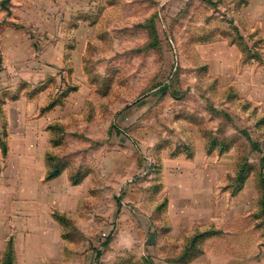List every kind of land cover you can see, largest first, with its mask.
Wrapping results in <instances>:
<instances>
[{"label":"rangeland","instance_id":"1","mask_svg":"<svg viewBox=\"0 0 264 264\" xmlns=\"http://www.w3.org/2000/svg\"><path fill=\"white\" fill-rule=\"evenodd\" d=\"M81 1L85 11L73 12L63 31L57 24L50 43L35 45L45 60L18 61L24 74L51 71L47 78L27 73L36 88L29 93L41 106L32 113L25 98L18 104L22 119L36 121V147L64 170L52 181L53 193L66 190L70 212L78 197L84 199L79 219L69 221L70 243L105 246L126 213V226L148 228L147 236L133 231L135 239L148 240L137 248L155 256L156 218L166 196L177 195L193 199L190 213L212 221L213 245L255 241V234L229 237L223 230L230 231L237 212L249 229L255 225L247 214L256 186L257 224L264 232V133L247 113L225 105L218 78L207 72L216 44L240 36L235 1ZM34 13L31 23L33 15L39 18ZM241 169L246 187L237 195ZM208 202L211 217L201 208ZM178 206L172 205L175 214Z\"/></svg>","mask_w":264,"mask_h":264},{"label":"crops","instance_id":"2","mask_svg":"<svg viewBox=\"0 0 264 264\" xmlns=\"http://www.w3.org/2000/svg\"><path fill=\"white\" fill-rule=\"evenodd\" d=\"M234 1L232 10L239 19L234 25L240 36L235 41L219 40L214 52L207 58L210 65L207 72L218 78L219 86L224 90L225 105L235 106L247 113L257 132L260 133L262 129L264 133V5L255 0H249L247 4L241 0ZM85 9L81 0L74 4L73 0H0V264H264V232L257 224L261 217L257 215L259 197L256 186L254 205L247 214L255 220V225L249 229L244 225L243 217H238V214L242 215L241 212H237L236 217L230 220L233 221L230 231L222 229L223 235L229 237L255 234L252 243L227 239L228 243L213 245L209 231L212 221H205L206 214L190 213L193 199L182 195L166 196L163 202L164 209L154 224L155 256L137 248L138 242L146 244L148 240L147 237L135 239L133 231L139 229L142 235L147 236L148 228L145 225L143 228L126 226V213L122 214L121 222L112 231L110 242L105 246L82 243L79 247L70 243L73 233L69 221L79 219L84 199L76 197L75 211L70 212L65 189L54 192L56 195L53 196L52 184L56 181H52L61 176L64 170L48 178L46 153L42 154L36 147L37 136L41 133L36 131L35 120L28 117L27 120L22 119L18 104L21 98H25L26 107L33 109L34 113L41 105H37L36 98L29 93L36 92V88L33 81L28 80L27 73L35 76L41 73L47 78L51 71L35 70L34 73L26 69L24 74L19 70L18 61L45 60V56L35 54V45L50 43L57 24L63 31L73 12L78 14ZM29 12H38L39 18L33 15L31 23ZM57 13L60 17L56 19L58 23L53 21ZM21 45L28 46L21 50ZM236 115L235 122L238 113ZM262 135L259 136L264 138ZM37 157H43V160L39 161ZM191 170L196 172L195 167ZM202 185H206L205 177ZM245 187L244 183L237 195ZM172 205H179L178 213L171 210H175ZM183 205L188 209L186 213L180 211ZM201 208H208L211 217L209 202L208 206L204 204ZM177 219L178 233L175 231ZM260 230L262 242L256 240ZM76 232L84 235L82 229ZM199 233H205V236L194 239ZM221 234L219 236L224 239ZM119 235H124L123 239ZM144 248L146 250L148 245H144Z\"/></svg>","mask_w":264,"mask_h":264},{"label":"trees","instance_id":"3","mask_svg":"<svg viewBox=\"0 0 264 264\" xmlns=\"http://www.w3.org/2000/svg\"><path fill=\"white\" fill-rule=\"evenodd\" d=\"M245 48H246V52H247V54L249 55V50H248V47L247 46H245ZM219 138H214L213 140H215V141H217ZM47 164H48V166H49V170H48V173H47V176H48V178H53V177H55V176H57V175H59L61 172H62V167H58L56 164H51V163H49L48 162V160H47ZM241 172H243V170L241 169L240 171H239V173H240V177H239V186L237 187V189L235 190V192H237V191H239L240 190V188L242 187V185L244 184V182H245V179L241 176ZM77 182H79V181H77ZM76 182V183H77ZM75 183V184H76ZM260 204H261V210L263 211V214H264V190H263V198L261 199V202H260ZM212 233V232H211ZM208 234V232L206 231V235ZM205 236V233H199V234H196V236L194 237V239H196V240H198V239H201V238H203Z\"/></svg>","mask_w":264,"mask_h":264}]
</instances>
